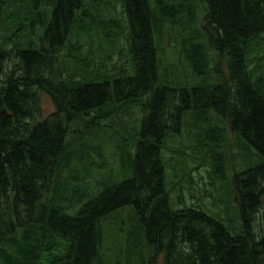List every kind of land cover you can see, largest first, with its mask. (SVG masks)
<instances>
[{
    "label": "trees",
    "instance_id": "obj_1",
    "mask_svg": "<svg viewBox=\"0 0 264 264\" xmlns=\"http://www.w3.org/2000/svg\"><path fill=\"white\" fill-rule=\"evenodd\" d=\"M44 1L23 0V5L37 10ZM47 1L50 15L30 21L43 27L36 45L35 31H17L16 54L11 55L0 30V264H95L102 257V221L127 207L141 217L147 243L156 255L164 254L163 264H253L251 237L231 232L203 210L172 204L162 146L192 106L198 121L211 110L228 116L232 132L264 161V0H199L205 30L214 33L207 36L208 47L190 44L185 58L204 77L213 51L227 60L229 76L222 77L216 68L215 84L204 82L190 95L168 83L162 72V38L175 27L170 0H123L132 63L125 75L90 81L59 77L54 62L84 0ZM20 63L22 75L7 76ZM231 81L234 91L228 92ZM34 88L49 94L55 105V112L38 122L41 105ZM109 105L144 108L131 177L103 185L84 204L72 201L71 208L81 207L71 215L50 197L59 157L72 126ZM262 183L264 163L236 178L247 201L257 197L254 190ZM184 243L190 251L177 256L178 244Z\"/></svg>",
    "mask_w": 264,
    "mask_h": 264
},
{
    "label": "rangeland",
    "instance_id": "obj_2",
    "mask_svg": "<svg viewBox=\"0 0 264 264\" xmlns=\"http://www.w3.org/2000/svg\"><path fill=\"white\" fill-rule=\"evenodd\" d=\"M150 2L156 4V0ZM48 5L50 2L45 0L40 9L33 10L31 6L25 7L23 0H0V30L11 55L16 54L13 44L17 31L21 35L30 29L35 31L33 41L37 44L43 27L30 21L36 15L49 16ZM169 13L175 27L163 35L160 47L165 80L190 95L194 87L204 82L215 84L216 68L222 77L228 78L227 60L213 51L204 77L197 76L185 58L184 51L190 44L208 47L207 36L214 33L212 28L205 30V8L200 1L170 0ZM76 16V26L54 58L58 76L90 81L125 75L132 62L130 28L123 0H84ZM21 70L20 63L7 76L18 78ZM33 90L41 105L38 122L54 113L55 105L49 94L37 88ZM227 90L234 91L232 81ZM231 99L233 102L234 95ZM143 110L137 105H109L72 126L73 132L59 157L60 168L51 184L50 197L55 203L64 205L69 214H76L81 205L71 208L69 203L84 204L101 192L103 185H117L131 177ZM162 159L172 204L178 209L203 210L223 222L231 232L248 235L252 241L253 264L261 261L264 264V183L254 190L257 197L248 196L250 201L246 197L242 199L236 186L238 176L264 161L232 132L228 116H219L211 110L206 119L198 121L191 106L178 130L168 135L162 146ZM247 207L256 208L255 213ZM101 229L102 257L95 264H150L151 261L163 264L164 254L156 255L148 245L142 219L133 208L111 214L102 221ZM189 251V245L178 244L176 255Z\"/></svg>",
    "mask_w": 264,
    "mask_h": 264
},
{
    "label": "bare ground",
    "instance_id": "obj_3",
    "mask_svg": "<svg viewBox=\"0 0 264 264\" xmlns=\"http://www.w3.org/2000/svg\"><path fill=\"white\" fill-rule=\"evenodd\" d=\"M140 225V224H139ZM141 227V226H140Z\"/></svg>",
    "mask_w": 264,
    "mask_h": 264
}]
</instances>
